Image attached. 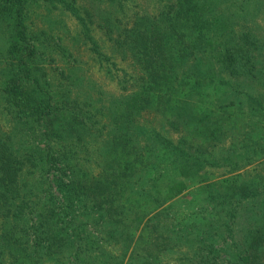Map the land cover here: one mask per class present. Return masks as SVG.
Segmentation results:
<instances>
[{
  "label": "trees",
  "instance_id": "obj_1",
  "mask_svg": "<svg viewBox=\"0 0 264 264\" xmlns=\"http://www.w3.org/2000/svg\"><path fill=\"white\" fill-rule=\"evenodd\" d=\"M163 1L158 17L142 18L118 39L138 67L137 74L123 72L122 90H131L118 106L114 100V105L93 111L87 103L67 100L61 107L45 101L34 109L28 101L31 89L28 95L15 82L0 88V109L8 110L13 123L30 117L41 123L56 110L70 119L54 134L70 141L62 151L56 144L34 151H41L37 155L45 171L53 173L48 197L24 177L21 137L0 127V255H10L9 264H44L47 257L64 253L63 260L49 259L57 264H264V258L251 256L254 245H260L257 236H264V223L244 241L245 256L211 258L214 250L206 241L209 220L193 236L191 226L178 227L175 208L177 197L199 184L202 201L212 204L220 199L218 205L223 206L230 197L222 190L223 181L209 182L212 169L238 172L255 154L264 153V142H254L247 130V150L231 149L243 159L235 160L223 146L241 132L238 127L226 129V118L235 116L240 122L243 116L245 127H254L258 114H264L256 92L258 83L264 87V39L239 25L252 15L246 6L251 0ZM68 8L78 17L75 8ZM18 27V40L29 41L22 17ZM17 69L14 75L24 82L27 68L20 64ZM34 82L39 88V80ZM201 101L211 106L198 108ZM143 114L155 118L142 121ZM80 153L90 163L97 154V172L87 170ZM228 181L234 183L236 177ZM54 185L59 198L52 192ZM27 209L34 216L31 224ZM249 212L264 221L261 212ZM180 245L186 253L173 258Z\"/></svg>",
  "mask_w": 264,
  "mask_h": 264
},
{
  "label": "rangeland",
  "instance_id": "obj_2",
  "mask_svg": "<svg viewBox=\"0 0 264 264\" xmlns=\"http://www.w3.org/2000/svg\"><path fill=\"white\" fill-rule=\"evenodd\" d=\"M68 6L77 10L78 17ZM164 6L163 0H0V88L15 82L20 85L19 91L24 89L29 95L32 90V96L28 101H31L34 109L45 101L61 107L67 100L87 103L86 108L93 111L114 105V100L118 106L129 95L128 90H131L130 87L125 91L122 90L123 80L120 79L123 78V72L138 73V67L133 63L130 54L120 47L121 43L118 39L124 36L125 29L135 28L142 18L158 17ZM246 6L252 15L248 17L249 20L245 25L243 23L239 25L243 27V31L250 30L264 39V0H251ZM20 10H23L21 17L27 27L26 34L29 41L26 42H20L17 36L20 29L18 27ZM86 28L89 30L87 34L97 44L99 53L88 40ZM32 46L36 48L35 53L30 51ZM8 50L13 52L8 54ZM105 57L109 60L106 61ZM20 64L23 68L26 67L29 73L24 82H19L18 77L14 75L19 71L17 67ZM21 75L26 76V73L21 72ZM35 79L40 82L39 88L34 82ZM126 85L130 86L129 83ZM256 92L262 98L260 103L264 106V87L259 83ZM212 98H209L210 102L213 101ZM1 101L6 103L4 97ZM210 102L203 104L201 101L197 106L198 108L211 106ZM230 110L232 112V108ZM115 111L117 112V109ZM234 117L225 119V128H230L231 131L232 126L238 127L241 132L234 134L236 140L228 137L223 146L229 149V154L233 155L235 160L240 161L242 157L234 154L231 149L247 150L244 141L245 138L247 140L246 130L252 131L250 137L254 142H264V114H258L255 130L252 129L253 126L245 127L247 120L242 121L243 116L239 119L240 122L234 120ZM10 118L7 109L6 111L0 109V127L7 132L14 131L18 138L21 137L19 143L23 147L21 156L25 163L24 177L38 191H43L40 193L42 196L48 197L51 193L49 184L53 173L49 174L45 171L37 155L41 151L37 153L34 151L36 148L45 150L47 144H56V148L61 150L67 142L70 143L54 135L56 131L67 125L70 119L63 110H56L53 114L46 115L41 123L34 122L33 117L20 123H13ZM154 118L143 114L141 120L153 121ZM162 128L166 132L169 131L163 123ZM173 136L177 138L176 135ZM86 138L90 142H95L94 138ZM237 142L239 146H236ZM78 156L88 171L97 172V154L93 156V163H90L83 153ZM212 171L214 172L208 175V180L210 183L223 181L222 190L230 197L225 199L227 203L219 206L220 199H218L212 204H206L200 196V184L194 185L177 197L178 204L175 208L178 227L186 229L187 225L191 226L193 228L191 235L198 236L209 220L210 233L206 241L214 250L211 258L224 260L238 258L239 255L245 256L247 248L244 241L250 237L251 230L261 229L264 223V221L259 222L260 217L252 218V213L249 212L253 209L257 210L258 214L264 215V153L255 154L250 165L238 172H232L226 167ZM233 177H236L234 183L228 181ZM67 180L68 178L65 179ZM57 189L54 185L52 192L55 197L60 196ZM241 193L248 195L250 199H246ZM33 199L36 200V197ZM237 205L238 209H234ZM200 207H205L207 211H200ZM25 216L29 217L31 224L34 216L30 209L26 210ZM10 220L12 221L13 218L10 217ZM251 221L254 224H251ZM261 235L257 236L260 245H254L255 252L251 255L252 258H264V236L260 237ZM185 253L186 248L180 245L176 248L173 258H183ZM6 254L0 255V264L10 263L11 256ZM66 254L47 257L44 264H57L54 259L49 258L63 260L67 258ZM222 264L229 262L225 261Z\"/></svg>",
  "mask_w": 264,
  "mask_h": 264
}]
</instances>
